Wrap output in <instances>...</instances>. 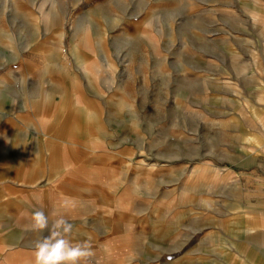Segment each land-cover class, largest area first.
I'll return each instance as SVG.
<instances>
[{
	"label": "rangeland",
	"instance_id": "374dc122",
	"mask_svg": "<svg viewBox=\"0 0 264 264\" xmlns=\"http://www.w3.org/2000/svg\"><path fill=\"white\" fill-rule=\"evenodd\" d=\"M23 1L41 43L21 18L0 47L1 112L21 116L14 155L0 122V264H33L37 210L90 242L79 264H264V0Z\"/></svg>",
	"mask_w": 264,
	"mask_h": 264
},
{
	"label": "crops",
	"instance_id": "0c3cea01",
	"mask_svg": "<svg viewBox=\"0 0 264 264\" xmlns=\"http://www.w3.org/2000/svg\"><path fill=\"white\" fill-rule=\"evenodd\" d=\"M3 1L6 2V5L3 4L2 7V12L5 15V17L7 16V18L9 17V15H12L14 18H17L19 21H15V23L13 25L11 24H0V47H4V48H18L20 45L23 44V41L21 40L20 36H15V33H17L18 27L19 25L21 26V24H19V22H21V18L24 19V21L26 22V25H28L30 28L34 29V37L30 42V46L29 48L31 50H35L36 48H40V39H39V27H38V23H37V15L28 8V4H26L23 0H0V2L3 3ZM33 1V0H32ZM52 11V8L50 9ZM51 11L48 14H51ZM50 16V15H49ZM52 16V15H51ZM57 21V20H56ZM17 23V25H15ZM54 21H52V19L48 20L46 24V29H50L53 26ZM58 27H56V35H52L51 40L50 41V46H53L54 48L56 47V43H57V39H58V33H59V29L61 28L63 33H62V37H61V41L63 43V36H64V27L58 24ZM56 25V26H57ZM44 42H46V40H44ZM49 47H45V48H49ZM43 48V47H42ZM48 49H46L45 51H47ZM44 53V52H42ZM28 65L29 62L26 60L21 59L20 61H17L14 65H16L17 67H19L20 65ZM6 79V77L0 78V82H4ZM4 84V83H2ZM3 87V86H1ZM3 107H0V118L2 120H0V122H7V120L9 118H11V116L6 115V113L1 112L3 111ZM8 116V117H7ZM12 122L11 125L9 126V130H11V134L9 132L8 135H6V137L8 138L9 142L13 143L14 140L18 141L17 144V150L14 149L13 147V151L14 152L12 155L17 154L19 150V148H21V116L19 113L17 114H13L12 115ZM29 125H33V128L35 129V126L33 123H30ZM35 134H38V132L36 130ZM264 133V131H263ZM14 134H17V136H14ZM19 136V137H18ZM54 143H56L58 140L56 138H54ZM40 137L36 136V140H35V145H38L40 143ZM260 143V142H259ZM58 143H56L57 145ZM38 147L40 148V146L38 145ZM0 152H3L2 149H0ZM252 153V152H251ZM258 155V154H257ZM255 157V156H253ZM5 160V159H4ZM5 175V172H2ZM17 189H20V187H18ZM9 188H3V186H0V203H5L6 201H9L10 199L15 198L14 196H12L11 194H8L9 192ZM6 192V193H3Z\"/></svg>",
	"mask_w": 264,
	"mask_h": 264
},
{
	"label": "clouds",
	"instance_id": "9594fccd",
	"mask_svg": "<svg viewBox=\"0 0 264 264\" xmlns=\"http://www.w3.org/2000/svg\"><path fill=\"white\" fill-rule=\"evenodd\" d=\"M31 228L37 233L47 230V235L33 241V264H79L92 255L88 241L73 243L70 239L73 224L59 216L49 224V218L41 210L32 214Z\"/></svg>",
	"mask_w": 264,
	"mask_h": 264
},
{
	"label": "bare ground",
	"instance_id": "6f19581e",
	"mask_svg": "<svg viewBox=\"0 0 264 264\" xmlns=\"http://www.w3.org/2000/svg\"><path fill=\"white\" fill-rule=\"evenodd\" d=\"M95 9V8H94ZM86 14V13H85ZM88 16H90V15H88ZM93 16V15H92ZM94 21V20H93ZM89 26H91V25H89ZM87 32H88V30L87 31H85V34H84V36H83V41L85 42L86 41V43L88 44L89 42H90V38H89V35L87 34ZM89 33V32H88ZM61 41H57V43H56V47L54 48V51H55V55L57 56V59L59 60V63H60V65H63L62 64V61H61V48H60V43ZM74 48V52L77 54V55H79V58H80V56H81V63L83 62V57H82V55L79 53V50H78V48L77 47H73ZM73 52V51H72ZM90 66H91V64L89 63V64H83L81 67H82V69L85 71V75L86 76H90ZM75 84L77 83L76 81L74 82ZM74 84V87L76 88V89H78V87L76 86ZM73 101L75 102V99H73ZM73 101H72V104H73ZM78 102L80 101V100H77ZM76 101V103H78ZM76 110H78V109H76ZM78 113H80V114H78ZM78 113H72L71 112V114H70V116L67 118V121L65 120L64 121V123H65V125H63L62 127H60L61 128V130L62 129H64L65 128V126L67 125V126H69V130L67 129V130H65V133H64V135L69 139V140H64L63 138H59L58 140L59 141H64V142H69L70 144H75L76 142L73 140V138L71 137V136H68L69 135V133L68 132H70L71 130L70 129H72V128H82L83 126H84V122L85 123H87V121L85 120V119H83V117L85 116V117H89L90 115H91V112H90V110L89 109H84L83 111H78ZM78 116H80L81 117V120H82V123H78V121L76 122L75 121V119H77V117ZM84 117V118H85ZM70 120V121H69ZM63 131V130H62ZM11 134V133H10ZM135 167L137 168V167H144V169L146 170V172H148V173H150L151 171H153V167H152V165L151 166H149L148 165V163H146V164H144L142 161H138L137 162V165H135ZM117 221H119V220H114L113 221V226L114 227H116L115 226V224L117 223Z\"/></svg>",
	"mask_w": 264,
	"mask_h": 264
}]
</instances>
